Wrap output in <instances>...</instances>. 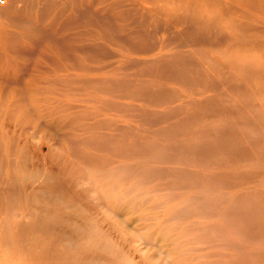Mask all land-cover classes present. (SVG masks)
Returning a JSON list of instances; mask_svg holds the SVG:
<instances>
[{"label":"bare ground","instance_id":"bare-ground-1","mask_svg":"<svg viewBox=\"0 0 264 264\" xmlns=\"http://www.w3.org/2000/svg\"><path fill=\"white\" fill-rule=\"evenodd\" d=\"M0 264H264V0L0 3Z\"/></svg>","mask_w":264,"mask_h":264},{"label":"built area","instance_id":"built-area-1","mask_svg":"<svg viewBox=\"0 0 264 264\" xmlns=\"http://www.w3.org/2000/svg\"><path fill=\"white\" fill-rule=\"evenodd\" d=\"M0 3L5 4L6 0H0Z\"/></svg>","mask_w":264,"mask_h":264},{"label":"rangeland","instance_id":"rangeland-1","mask_svg":"<svg viewBox=\"0 0 264 264\" xmlns=\"http://www.w3.org/2000/svg\"><path fill=\"white\" fill-rule=\"evenodd\" d=\"M9 0H6V2L8 3Z\"/></svg>","mask_w":264,"mask_h":264}]
</instances>
